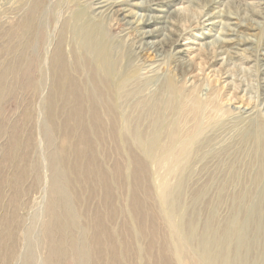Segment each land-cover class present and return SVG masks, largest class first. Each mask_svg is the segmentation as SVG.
Wrapping results in <instances>:
<instances>
[{"label":"rangeland","instance_id":"obj_1","mask_svg":"<svg viewBox=\"0 0 264 264\" xmlns=\"http://www.w3.org/2000/svg\"><path fill=\"white\" fill-rule=\"evenodd\" d=\"M93 1L84 0L81 6L76 0H65L61 5L57 1V6L50 3L53 12L64 9L55 18L50 14L49 31L58 26V34L74 10L88 14V5ZM17 2L0 0V63L5 62L0 74L9 62L6 31L20 18L18 9L15 11ZM131 3L116 8L118 11L111 19L99 23L105 45L119 64L115 84L117 79L123 82L113 85L117 108L110 107V112L118 121L114 138L100 152H106L102 156L104 168L112 172L118 207L124 205L129 187L136 186L135 181L144 182L137 191L142 203L139 215L136 206L109 209L107 214L118 212L115 223L111 221L120 234H116L122 252L118 264H180L183 254L176 229L165 212L163 194L183 182L186 190L183 200L189 206L193 192L202 189L199 204L202 213H209L213 206L218 219L223 220L231 212L233 196L252 187V175L259 169L256 147L243 135L251 126L248 118L257 117L264 122V0H132ZM229 32L233 35H228ZM148 33L151 34L146 36ZM227 38L240 43L238 48H221ZM7 77L0 93V238L5 226L15 218L18 223L12 228L16 230L18 251H22L25 222L20 218L28 217L29 221L32 218L33 201L41 194L37 175H50L45 167L48 152L61 145L74 176L78 166L74 146L78 143H74V134L67 138L57 126L53 140L46 141L38 133L41 123L38 106L44 105L51 86H55L57 98L63 99L58 85H24ZM49 99L57 114L61 105L56 104L54 91ZM44 118L57 125L55 117L43 115ZM135 134L140 135L139 139L149 138L148 143H137ZM15 137L17 143L12 147ZM167 153L170 156L165 158ZM134 157L139 161L136 167L131 161ZM15 173L26 174L22 182L26 190L19 199L16 215L15 189L2 183L4 177ZM88 176H81L77 182L72 177L73 184L80 183L83 187L86 199L94 197L91 191L95 188V184L87 181L91 179ZM162 185L168 188L164 190ZM98 201L97 196L91 201L92 207ZM80 209L85 216L94 214L90 215L86 207ZM140 224L151 228L152 234L143 231ZM200 226L201 223L199 229ZM3 239L13 242L5 236ZM121 239L127 244L126 247L123 244V249ZM186 254L191 256L187 264H193L194 254ZM4 256L3 253L0 264H17L9 253L5 261ZM58 264L74 262L66 258Z\"/></svg>","mask_w":264,"mask_h":264},{"label":"bare ground","instance_id":"obj_2","mask_svg":"<svg viewBox=\"0 0 264 264\" xmlns=\"http://www.w3.org/2000/svg\"><path fill=\"white\" fill-rule=\"evenodd\" d=\"M57 1L60 5L65 4V0H51L50 3H56L57 6ZM83 1L76 0L78 6ZM131 2L132 0H95L87 7L90 9L88 14L74 10V14L64 20L58 34V26L50 32L47 22L50 14L55 18L60 12L62 14L61 10L64 8L53 12L47 0H18L16 8L13 4L15 11L18 9L20 18L5 34L9 42L5 48L9 62L7 69L0 74V93L4 82L7 83L8 75L11 76L10 79L24 85H58L64 95L63 99L57 98L55 86H51L44 98V105L38 106L37 113L41 117L38 133L46 141L54 139L56 126L67 138L74 134V143H78L74 146L78 166L73 176L72 168L66 164L62 154L61 145L48 152L45 167L50 175H37L36 183H39L42 192L36 199L34 197L32 218L30 221L28 217L20 218L25 222L23 250L18 251V240L14 237L16 230L12 225L18 223L14 218L5 226L0 238V258L4 253V261L8 253L18 261L17 264H58L66 258L71 259L74 264H118L117 260L122 257L116 237V234H120L112 225L118 212L112 215L107 214V211L113 208L124 210L127 206L133 209L136 206L139 215L142 201L138 198L137 191L144 182L135 181L136 186L129 187L128 198L119 208L115 203L112 172L104 168L102 156L106 152L100 151L106 150L108 140L114 138L118 121L113 119L110 112L112 107L115 110L117 106L113 85H123V82L119 83L117 79L115 84L119 64L112 57L111 49L105 45L99 23L111 19L118 11L116 8ZM228 35H233V32ZM239 45L234 38H227L221 43V48L233 50ZM4 64L5 62L0 63V68ZM53 91L56 104L61 105L59 116V112L56 114L51 108L49 96ZM43 115L55 117L57 125L48 118L43 120ZM247 122L251 126L243 136L251 139L256 147L259 169L252 175V187L233 196L229 216L223 220L218 219L217 209L213 206H210L209 213L203 214L199 205L202 189L193 192L188 206L183 200L186 192L183 182L171 187L170 192H165L162 196L165 212L178 235L179 250L183 254L180 264H187V260L191 259L186 252L194 254L193 264H264V122L257 117H250ZM126 127L129 130L130 127ZM139 134L134 135L137 143H148L149 138L139 139ZM16 137L12 141V147L16 146ZM129 155L132 158L133 155ZM165 156L167 158L170 155L167 153ZM131 161L135 167L139 163L136 157ZM88 174L91 179L87 181L95 184L91 195L95 198L98 196L99 199L95 207L91 205L95 198L86 199L80 183L73 184L80 181L81 176ZM24 176L15 173L12 177H4L2 181L15 189V215L19 212V199L26 190L22 187ZM72 177H76L75 181ZM10 178L12 179L7 182ZM162 187L164 190L168 188L167 185ZM79 206L86 207L90 215L94 213L92 217L85 216ZM202 215L204 217L200 221ZM140 228L149 234L153 232L151 228L146 229L141 224ZM4 236L13 239L12 244L5 242ZM121 241L123 249V244L125 247L127 244L122 239ZM4 249L8 251L4 252Z\"/></svg>","mask_w":264,"mask_h":264}]
</instances>
